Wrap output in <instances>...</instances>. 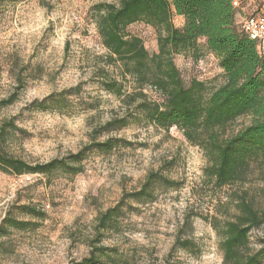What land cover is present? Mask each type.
Masks as SVG:
<instances>
[{
    "label": "rangeland",
    "instance_id": "rangeland-1",
    "mask_svg": "<svg viewBox=\"0 0 264 264\" xmlns=\"http://www.w3.org/2000/svg\"><path fill=\"white\" fill-rule=\"evenodd\" d=\"M116 1L0 0V102L15 94L10 104H0V126L10 121L16 126H8L5 151L42 164L76 153L94 137L119 140L110 151H89L76 174L57 170L15 176L0 171V223L6 215L28 222L24 229L0 234V264L81 261L89 254L99 215L139 190L150 172L167 177L172 187L157 183L151 197L125 199L122 213L103 235L102 245L115 252L113 261L103 264H224L221 236L212 222L232 217L231 198L244 191L256 208H264V161L252 165L241 180L215 188L204 179L208 162L203 151L175 127H156L135 113L123 127L96 135L126 109L98 83L101 67L121 77L115 65L105 66L92 6ZM259 1L248 0L249 10L241 17ZM173 23L180 27L182 21L173 16ZM126 32L140 38L149 54L157 52L155 28L135 22ZM173 60L185 86L196 79L210 91L225 80L203 39L196 50L175 54ZM125 81L130 92L131 79ZM144 93L160 101L152 87H144ZM49 96L45 109H34L33 102ZM250 121L242 116L228 131ZM23 205L41 215L28 214ZM263 241L264 223L250 231L249 247L255 250Z\"/></svg>",
    "mask_w": 264,
    "mask_h": 264
},
{
    "label": "trees",
    "instance_id": "trees-1",
    "mask_svg": "<svg viewBox=\"0 0 264 264\" xmlns=\"http://www.w3.org/2000/svg\"><path fill=\"white\" fill-rule=\"evenodd\" d=\"M232 1L118 0L94 4L93 22L106 50L105 66L115 65L121 77L118 79L101 67L98 69L101 74L98 83L126 105L123 114L108 120L96 131V135L123 127L135 113L141 114L156 127L166 130L175 127L189 143L203 151L208 162L204 168V179L215 188L241 180L252 165L262 163L264 54L257 52L256 43L237 23V14L249 10L250 3L241 0L239 7H233ZM263 1L250 7L249 14L256 12ZM175 15L183 18L180 27L173 23ZM135 22H143L156 29L157 52L149 54L140 38L127 34V26ZM200 39H203L206 49L217 57L224 72V82L210 91L196 79L185 86L173 60L175 54L196 50ZM127 76L131 79L130 92L126 90ZM146 86L160 94V101L148 98L144 93ZM52 97L33 102L34 109H45ZM14 98L13 93L0 104H10ZM131 104L134 105L132 110L128 108ZM242 116L251 117L249 124L229 132L233 123ZM8 126L16 128L13 121L0 126V171L15 176L49 175L57 170L76 174L81 171V162L89 151L107 152L119 141L111 137L96 141L94 137L92 143L76 153L42 164H30L5 151ZM157 183L172 187L174 182L159 172H150L139 190L127 194L115 206L101 213L88 256L73 264L113 261L114 250L102 245L104 233L122 213L126 198L147 199L152 196V188ZM261 191L264 195V188ZM231 200L234 215L212 222L214 230L221 236L223 263L264 264V241L255 250L249 247L250 231L264 223V208H256L245 191ZM22 208L32 216L41 215L30 205H23ZM27 225L24 220L6 215L0 223V234L8 228L24 229ZM188 243L184 240L183 247Z\"/></svg>",
    "mask_w": 264,
    "mask_h": 264
},
{
    "label": "built area",
    "instance_id": "built-area-1",
    "mask_svg": "<svg viewBox=\"0 0 264 264\" xmlns=\"http://www.w3.org/2000/svg\"><path fill=\"white\" fill-rule=\"evenodd\" d=\"M240 3L241 0H233L232 6L239 7ZM236 19L241 30L256 43L257 52L264 54V1L256 12L243 17L238 13Z\"/></svg>",
    "mask_w": 264,
    "mask_h": 264
},
{
    "label": "crops",
    "instance_id": "crops-1",
    "mask_svg": "<svg viewBox=\"0 0 264 264\" xmlns=\"http://www.w3.org/2000/svg\"><path fill=\"white\" fill-rule=\"evenodd\" d=\"M176 17H178V18H180L181 19V21H182V23H183V18H182V16H178V15H175ZM182 25V24H181Z\"/></svg>",
    "mask_w": 264,
    "mask_h": 264
}]
</instances>
